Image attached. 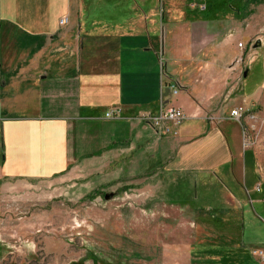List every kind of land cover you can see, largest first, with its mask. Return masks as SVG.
Here are the masks:
<instances>
[{"label":"crops","instance_id":"crops-1","mask_svg":"<svg viewBox=\"0 0 264 264\" xmlns=\"http://www.w3.org/2000/svg\"><path fill=\"white\" fill-rule=\"evenodd\" d=\"M238 40L252 45L244 93H257L264 0H0L1 188L108 175L153 184L195 224L190 264H264L252 254L264 250V184L230 114L252 100L203 103L165 85L167 67L192 61L225 77ZM171 104L185 113L177 134L138 117Z\"/></svg>","mask_w":264,"mask_h":264},{"label":"rangeland","instance_id":"rangeland-1","mask_svg":"<svg viewBox=\"0 0 264 264\" xmlns=\"http://www.w3.org/2000/svg\"><path fill=\"white\" fill-rule=\"evenodd\" d=\"M249 47L239 49L235 42L234 52L243 56ZM246 64L227 61L225 77L193 61L166 72L198 102L232 107L242 97L252 100L242 103L239 120L243 144L254 153L264 184V87L244 93ZM259 70L249 87L257 86ZM124 181L108 175L101 182L86 176L55 189L0 186V264H190V251L198 249L187 208L170 189L149 184L144 190Z\"/></svg>","mask_w":264,"mask_h":264},{"label":"built area","instance_id":"built-area-1","mask_svg":"<svg viewBox=\"0 0 264 264\" xmlns=\"http://www.w3.org/2000/svg\"><path fill=\"white\" fill-rule=\"evenodd\" d=\"M68 20L67 16H62L59 18V24L63 25ZM245 46V43L241 40L237 41V47L242 49ZM243 60L242 55H237L235 57L236 62ZM166 86L170 89L172 94H177L180 90L179 84L171 77L165 82ZM241 109L234 107L230 110L231 116L239 119L241 115ZM121 108L115 106L105 112V116L116 117L120 114ZM138 117L143 118L149 121L153 126L160 128L164 133L177 134L178 126L180 122L184 119L185 113L180 106L176 105H167L161 107L156 114L151 113L150 111H143L138 114ZM166 122L163 124V122ZM253 256L259 260V262L264 263V250L262 249H253Z\"/></svg>","mask_w":264,"mask_h":264}]
</instances>
